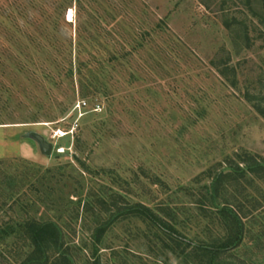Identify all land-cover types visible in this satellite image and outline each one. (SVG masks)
<instances>
[{"label": "rangeland", "instance_id": "obj_1", "mask_svg": "<svg viewBox=\"0 0 264 264\" xmlns=\"http://www.w3.org/2000/svg\"><path fill=\"white\" fill-rule=\"evenodd\" d=\"M77 58L85 87L66 73ZM257 106L264 0H0V264L29 254L21 223L31 219L59 226L74 264H197L122 212L169 206L194 243L224 236L197 200L236 154L264 158ZM74 122L57 140L63 153L44 154L30 135L48 141ZM240 191L245 238L220 260L264 264V182Z\"/></svg>", "mask_w": 264, "mask_h": 264}, {"label": "trees", "instance_id": "obj_2", "mask_svg": "<svg viewBox=\"0 0 264 264\" xmlns=\"http://www.w3.org/2000/svg\"><path fill=\"white\" fill-rule=\"evenodd\" d=\"M249 7L251 8L250 4ZM252 9V8H251ZM43 20L49 17L46 11L41 14ZM51 17V16H50ZM54 24L56 20L54 19ZM45 21L42 24H50ZM71 43L69 50V58H71ZM80 47H77V54H80ZM85 64L80 58H77L75 68H73L71 60L66 68L68 75H73L75 71L79 75V85L84 86ZM259 113L264 115V111L257 106ZM238 161L229 165L227 170L218 172L210 185L205 186L203 192L200 193V199L197 200L198 205L204 217L211 213V219L219 221L224 230V236L207 242L194 243L192 239L184 236L177 228V214L169 206H162L158 210H153L149 206L137 202L132 205L125 206L123 215L134 217L141 221L146 229L161 241L163 247H167L175 252L177 249L185 252L197 264H225L221 256L228 251L239 247L245 238L246 227L244 218L247 217L244 201H239L235 196L241 194L245 184L258 179L264 182V158L249 153L236 154ZM1 163V162H0ZM264 197V193H260ZM242 195H247L242 192ZM221 200V202L219 201ZM246 200V198H244ZM251 211H256L261 207V201L257 197H251ZM211 203V205H210ZM206 205V206H205ZM208 205V206H207ZM211 207V210H206ZM213 209V210H212ZM249 212V210H248ZM21 231L25 234L30 242L31 251L26 258L22 259L20 264H47L49 260L48 252L55 250L57 255V263L74 264L73 260L68 257V251L65 246L63 235L59 226L51 221L39 222L37 220H26L21 223ZM106 228L101 224L95 234V246L100 243L101 236ZM55 260V261H56Z\"/></svg>", "mask_w": 264, "mask_h": 264}, {"label": "built area", "instance_id": "obj_3", "mask_svg": "<svg viewBox=\"0 0 264 264\" xmlns=\"http://www.w3.org/2000/svg\"><path fill=\"white\" fill-rule=\"evenodd\" d=\"M87 106V102L84 99H78L72 106V114L77 118H80L84 115L85 113V108ZM92 111H96L97 107H93L91 109ZM78 124L77 123H72L71 126H69L67 129H62L61 127H56L52 129L49 137L50 140L48 139L49 142L52 144V150L51 152H57V153H63L65 152V146L58 144L57 140L66 136V135H73L74 131L76 130Z\"/></svg>", "mask_w": 264, "mask_h": 264}, {"label": "water", "instance_id": "obj_4", "mask_svg": "<svg viewBox=\"0 0 264 264\" xmlns=\"http://www.w3.org/2000/svg\"><path fill=\"white\" fill-rule=\"evenodd\" d=\"M30 135L33 138H35V140L38 142L44 154L46 155L51 154V150H52L51 142L47 141V139L44 136L37 134L35 132H32Z\"/></svg>", "mask_w": 264, "mask_h": 264}, {"label": "bare ground", "instance_id": "obj_5", "mask_svg": "<svg viewBox=\"0 0 264 264\" xmlns=\"http://www.w3.org/2000/svg\"><path fill=\"white\" fill-rule=\"evenodd\" d=\"M68 15H69V17H71L72 16V12L70 11Z\"/></svg>", "mask_w": 264, "mask_h": 264}]
</instances>
